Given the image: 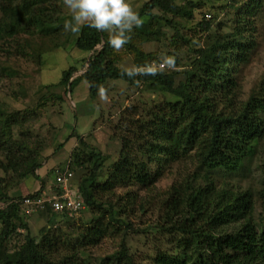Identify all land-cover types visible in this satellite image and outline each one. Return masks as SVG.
Wrapping results in <instances>:
<instances>
[{
	"label": "trees",
	"instance_id": "obj_1",
	"mask_svg": "<svg viewBox=\"0 0 264 264\" xmlns=\"http://www.w3.org/2000/svg\"><path fill=\"white\" fill-rule=\"evenodd\" d=\"M62 2L0 0V54L33 58L31 36L59 33L64 28L67 16L59 8ZM263 4L264 0H227L220 10L228 16L222 22L215 14L216 24L209 13L204 14L199 26L208 34L206 44L193 49L189 66L179 69L181 62L172 54L173 65L166 64L156 76L130 79L122 75L123 68L117 65L114 49L107 43V32L86 26L71 31V41L69 37L63 45L89 56L78 60L86 69L83 74H76L78 64L63 71L60 83L68 87L66 94L82 79L88 80L93 97L109 79H123L130 85L142 82L159 88L177 100L155 104L141 118H137L136 106L121 112L120 125L125 132L120 158L103 183L97 179L104 155L77 132L71 134L85 150H74L67 162L72 171L74 167L87 169L76 188L85 208L97 210L96 217L65 227L58 222L69 223L71 217L66 213L38 210L52 225L40 228L38 237L21 216L24 196L8 194L4 175L17 173L16 183L32 175L42 188L28 196L39 195L45 185L38 173L43 164L23 138L14 137V126L24 125L25 118L21 121L20 115L0 107V203L4 204L0 209V264H264V189L255 192L236 184L239 173L257 152L258 143L264 140V80L247 100L239 99L238 80L241 66L257 48L253 21ZM199 5L193 0L145 1L137 11L143 24L133 29L124 45L137 57L135 64L162 62L159 56L142 50L143 43L152 40L155 33L153 20L174 26L172 17L192 20ZM207 15L211 17L207 19ZM35 54L40 61L39 50ZM8 67L0 63V71L13 74ZM56 86L45 88L50 91ZM189 158L196 165L194 171L182 174L164 193L153 221L139 225L148 242L155 240L150 252L139 257L130 245L135 228L131 217L136 211L151 210L135 193L116 202L104 200L103 195L118 187L152 189L173 163ZM67 162L52 167L54 181L57 167L64 168ZM260 173L264 185V160ZM19 229L26 231L25 239L11 248V239ZM109 237H119L118 248L111 254L96 255L94 248Z\"/></svg>",
	"mask_w": 264,
	"mask_h": 264
},
{
	"label": "rangeland",
	"instance_id": "obj_2",
	"mask_svg": "<svg viewBox=\"0 0 264 264\" xmlns=\"http://www.w3.org/2000/svg\"><path fill=\"white\" fill-rule=\"evenodd\" d=\"M145 1L147 0H130V3L134 10L138 11ZM193 1L200 3V5L196 7L195 18L192 20L172 17L174 26H169L165 21L159 19L152 21L151 28L155 33L151 35L152 40L143 43L142 50L144 53H153L159 56L160 61L173 54L181 62L179 69L189 66L193 49L206 44L208 34L199 26L204 14L209 13L213 17L214 24H216L215 14H219L217 21L221 20L222 22L224 17L227 18L228 16L223 13V10H220L227 0ZM60 5L62 7L59 8L63 15L67 16L65 23L70 22L71 13L63 2ZM60 5L58 4V6ZM206 18H209L208 15ZM145 19L148 20L149 18ZM253 28L257 48L249 62L243 64L238 73L240 100H247L252 91L264 80V4L261 12L254 17ZM70 35L71 30L63 28L59 33L56 31L46 34L41 32L31 36L30 52L36 56L35 52L39 50L42 57L40 61L36 60L37 56L32 58L13 54L11 57H7L4 52L0 54V63L4 62V64L9 65L10 70H13V74L0 71L3 72L0 73V107L7 113L20 115V120L25 118L24 125L20 126L18 123L14 126V137L23 138L32 148L34 155L37 154L38 160L43 164L38 173L45 181L44 189L46 190L54 185L52 167L72 160L71 155L74 150L79 152L85 150L77 136L71 137V134L77 132L84 138L85 142L104 155L103 166L97 179L99 183H103L107 180L112 165L120 158L125 132V128L120 125L121 112L136 106L137 118H141L155 104L177 100V97L159 88L152 89L142 82L130 85L123 79H109L105 83L103 94L100 90L94 97L91 95L88 80L82 79L72 92L66 94L64 91L68 87L60 83L63 71L78 64L79 72L76 74H83L86 69L82 68L78 60L89 56L80 49L68 46L69 44L66 45L68 47L63 45ZM114 52L118 58L117 65L120 68L136 65L137 57L129 53L125 46L119 51L114 50ZM149 63L147 62L146 65ZM51 84L57 86L47 91L46 85ZM62 96H64L63 99ZM263 160L264 140L258 143L257 152L248 161L249 163L243 172L239 173V181L237 180L236 184L243 188L251 187L255 192L263 190L264 185L260 173V164ZM195 167L196 165L190 158L186 161H179L173 163V166L157 181L152 189H144L140 186L118 187L114 192L103 195L104 200L111 199L116 202L127 198L128 193H135L138 196V201L143 202L151 210L136 211L135 216L131 217L135 228L132 227L130 245L133 252L138 253L139 257L150 252V248L155 244V240L148 242L145 234L140 231L139 225L145 222L147 224L156 218L159 212L157 208L164 198V193L173 183L181 179L182 174L194 171ZM74 168L71 183L76 188L87 169ZM5 176L6 190L8 194L14 197L20 198L42 188L40 180L32 175L22 183H16L18 180L17 173H9ZM21 209V216L29 224L30 232L34 236L38 237L40 228L52 226L39 212L29 210L26 207ZM95 212L87 207L78 215L71 217L68 220L69 223L67 221L58 223L68 227L69 224L87 222L96 217ZM144 226L146 225H141V227ZM25 235L26 231L19 229L18 234L11 239L10 247L14 248L20 245L24 241ZM119 242V237L106 238L98 247L94 248V252L98 256L111 254L118 248Z\"/></svg>",
	"mask_w": 264,
	"mask_h": 264
},
{
	"label": "clouds",
	"instance_id": "obj_3",
	"mask_svg": "<svg viewBox=\"0 0 264 264\" xmlns=\"http://www.w3.org/2000/svg\"><path fill=\"white\" fill-rule=\"evenodd\" d=\"M63 3L71 13V21L65 23V30L76 32L81 26H86L98 32H107V43L116 51L129 42L133 29L143 24L130 0H63ZM162 62L171 67L174 60L165 57ZM160 71L155 64L134 65L121 69V74L131 79L137 76H156Z\"/></svg>",
	"mask_w": 264,
	"mask_h": 264
},
{
	"label": "built area",
	"instance_id": "obj_4",
	"mask_svg": "<svg viewBox=\"0 0 264 264\" xmlns=\"http://www.w3.org/2000/svg\"><path fill=\"white\" fill-rule=\"evenodd\" d=\"M208 17L210 18L211 16L208 15ZM150 64H155L160 69L166 66L163 62H151L148 65ZM69 164L70 162H67L64 168L57 167L54 186L43 190L39 195L24 196L21 200L22 207L35 211L50 208L54 213H66L69 217H74L85 209L82 194L71 183L74 171L71 170ZM3 206L4 204L0 203V209Z\"/></svg>",
	"mask_w": 264,
	"mask_h": 264
},
{
	"label": "crops",
	"instance_id": "obj_5",
	"mask_svg": "<svg viewBox=\"0 0 264 264\" xmlns=\"http://www.w3.org/2000/svg\"><path fill=\"white\" fill-rule=\"evenodd\" d=\"M50 187H51V186H50ZM39 188H40V187H39ZM39 188H38V189H39ZM48 188H49V187H48ZM44 190H46V189H44ZM37 191H38V190H37Z\"/></svg>",
	"mask_w": 264,
	"mask_h": 264
}]
</instances>
